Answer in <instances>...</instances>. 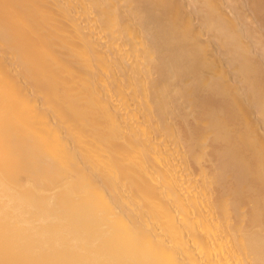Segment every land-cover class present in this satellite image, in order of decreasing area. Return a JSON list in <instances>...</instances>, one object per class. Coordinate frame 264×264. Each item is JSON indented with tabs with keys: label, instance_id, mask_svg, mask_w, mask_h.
I'll list each match as a JSON object with an SVG mask.
<instances>
[{
	"label": "bare ground",
	"instance_id": "1",
	"mask_svg": "<svg viewBox=\"0 0 264 264\" xmlns=\"http://www.w3.org/2000/svg\"><path fill=\"white\" fill-rule=\"evenodd\" d=\"M146 1L166 12L169 37L190 64L188 20L170 0ZM109 3L0 0V52L8 49L0 57V264H264V140L250 123L232 137L210 118L224 166L246 181H232L220 204L204 194L179 197L188 185L157 168L164 141L152 143L150 129L168 111L165 88L135 100L124 86L105 84L119 57L112 47L111 64L97 56L86 32L94 22L123 40L118 55L128 43L142 47L130 27L116 31ZM139 47L134 64L118 66L151 58ZM143 101L147 109L137 111ZM199 152L197 173L210 161ZM149 158L154 166L144 164ZM121 171L137 174L132 196ZM204 176L209 189L223 188L222 173Z\"/></svg>",
	"mask_w": 264,
	"mask_h": 264
},
{
	"label": "rangeland",
	"instance_id": "2",
	"mask_svg": "<svg viewBox=\"0 0 264 264\" xmlns=\"http://www.w3.org/2000/svg\"><path fill=\"white\" fill-rule=\"evenodd\" d=\"M170 1L189 22L190 64L189 57L181 54L175 40L169 37L166 12L152 10L146 0H110L109 3L116 31L130 27L133 35L143 42L142 47H138L151 54L139 67L118 66L119 62L134 64L138 47L128 43L125 55H118L123 40L102 35V29L94 22L86 25V32L94 43L98 42L97 56L111 64L107 55H112L105 49L112 47L113 57H119L113 58L105 84L124 86L126 92L138 94L135 100L144 95L152 98L158 87L165 88L168 111L160 116L161 123L151 125L150 129L152 143L159 139L164 141L160 149L162 163L156 165L157 168L169 171L172 179L188 185V192L179 197L204 194L206 200L220 204L223 193L234 189L232 181H246V175L233 171L228 163L224 166L225 147L218 140L216 127L209 126L208 122L216 116L213 120L222 123L232 137L239 134L247 122L264 140V119L260 114L264 103V0ZM129 2L134 7L133 12L127 7ZM77 10L80 21L85 22L89 11L84 5ZM170 47H173L171 54L167 50ZM2 51L5 52H0V57L6 55L8 49ZM140 107L136 110L147 109L148 105L143 101ZM166 135L170 139H165ZM201 147L210 161L202 163V170L197 173L194 172L195 160L204 161L199 152ZM144 164L154 166L155 162L149 158ZM148 172L144 170L140 174ZM217 172L225 177L223 188L209 189L204 175ZM87 174L95 175L94 172ZM119 176L126 196L134 195L137 174L121 171ZM99 183L94 185L99 186ZM157 190L156 185H150V191ZM211 207L219 210V206Z\"/></svg>",
	"mask_w": 264,
	"mask_h": 264
}]
</instances>
